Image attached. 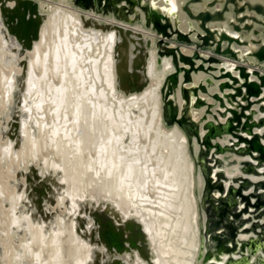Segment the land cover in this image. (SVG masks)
<instances>
[{
    "label": "bare ground",
    "instance_id": "6f19581e",
    "mask_svg": "<svg viewBox=\"0 0 264 264\" xmlns=\"http://www.w3.org/2000/svg\"><path fill=\"white\" fill-rule=\"evenodd\" d=\"M26 1L37 6L35 14L29 15L34 33L30 44L19 45L6 24H2L0 31V76L14 79L18 61L24 64L22 78L9 86L11 91L8 89L13 123L9 136L11 160L32 168L46 158L53 171L51 174L44 169L35 177L29 175L31 180L25 191L15 188L9 215L14 237L20 238L23 246V258L34 264L228 263L234 253L231 257L229 254L218 257L216 251L220 201L226 214L236 204L238 212L245 206L238 194H229L230 178L223 182L217 177L215 156L209 160L198 139H206L208 121L218 124L230 118L235 126L226 138L234 143L239 135L251 139L257 134L264 145V101L259 102L258 107L252 104L255 109L262 107L254 114L252 106L248 105L251 98L245 94L246 88L239 86L243 79L236 67L235 74L223 68L219 70L227 79L221 83L219 77L210 87L205 72L194 74L196 70L208 68L205 61L201 57L197 61L185 58L183 49L155 46L157 67L152 70L151 52H148L151 48L148 50L147 44L155 39L138 31L130 22L136 15L134 0H119L116 6L115 0H107L113 18L109 19L112 22H104L108 17L104 21L97 20L99 24L95 27L100 34L88 30L86 22L92 17L88 19L84 13L48 4L47 0ZM62 1L72 4L71 0ZM72 1L80 4L84 0ZM102 1L104 5L105 0ZM177 1L179 18L176 16L174 20L170 14L171 18L168 15L167 19L179 36L184 35L192 23L202 27L212 17L206 0ZM237 3L240 8L242 3ZM159 13L162 12L156 9L146 15L144 12V18L147 17L143 24L172 33L164 20L157 26ZM180 18L184 25L175 26ZM230 32L226 34L231 35ZM7 71L10 74L7 75ZM152 73L158 83L159 106L158 125L150 134L154 139L149 140L150 144L153 142L150 147L143 121V104L149 93H143V88L138 87L144 86ZM246 78L253 80L248 74ZM226 84L230 87H224ZM261 88L263 97L264 85ZM183 91L185 97L181 96ZM218 97L222 98V103ZM227 108H234L235 112ZM224 110L225 116L221 114ZM245 120L252 126L251 133L242 131ZM253 120H263V123L257 126L259 122L253 123ZM187 121L196 126L188 125ZM217 128L226 131L224 127ZM235 148L248 151V145L243 143ZM208 151L214 152V149ZM252 154L253 158L241 156V161L251 160L255 168L259 155ZM203 156H207L206 161L202 160ZM199 160L203 164H198ZM251 187L247 192L249 196ZM209 191L213 203L207 212L200 205L206 201ZM255 198L252 194L251 201L255 202ZM258 221L263 242V254L260 253L264 259V216L259 215ZM245 226L247 224L243 228ZM199 252L200 261L195 263Z\"/></svg>",
    "mask_w": 264,
    "mask_h": 264
},
{
    "label": "rangeland",
    "instance_id": "374dc122",
    "mask_svg": "<svg viewBox=\"0 0 264 264\" xmlns=\"http://www.w3.org/2000/svg\"><path fill=\"white\" fill-rule=\"evenodd\" d=\"M18 1L17 0H0V20H1L0 31H1L2 24H6L5 27L7 28L8 31L10 30V32H12L11 34L15 37V39L20 42L19 45L25 44V46H26V44L27 45L30 44V42L32 41L31 38L33 37V34H34L33 29H32L33 27L31 28V31H30L31 34L28 30L29 28L27 29L28 21L32 22V20L30 18L33 14H35V12H33V11H36L37 6L35 5L36 7H34V5L27 2L26 0H21V2H20V0H18ZM155 1L158 2V0H134V2H133V8L134 9L138 8V10L135 9L136 15H135V22L133 23L134 24L133 27H135L138 31L145 33L146 35L155 39V40H150V42H148L149 44H147L148 50L151 48V50L148 52L149 53L151 52L150 57H151V62L153 64H151V62H150V66H151L152 70L155 71V69L157 67L155 65L156 64V57H155L156 51L155 50L157 47H159V45H161V46L164 45V46L169 47V49H171V48L176 49L177 48V49L185 50L186 54L184 56H185V58H187L189 60L197 61V60H199L198 58L201 57L205 61V65L208 68L205 71L203 69L196 70L194 72V74L205 72V75L207 78V83L209 82L208 84H210V87H212L215 84V81L219 77L221 78L220 79L221 83H223L225 81V79H227V78H223V76H221V73L219 70H221L223 68V70L225 69V71H231L233 74H235L234 73L235 67L239 70L240 77L243 79L242 83H245V82L246 83H248V82L253 83V81H254L258 85L257 87H260V88L262 87V85H264V81H263L264 80V22H263L264 21V0H223L225 3L222 0H213V1L212 0H206V2L209 3V5L211 6L212 17H209L208 22H206L202 27H199L198 25L192 23V25L190 27H188V29L184 32V35H182V36H179L175 33V27L173 26V24L169 20L168 21L171 24H169L168 26L171 27L170 29L173 32L168 34V35H164V34L159 33L155 28H153L154 25L149 26V25H146V23H145V25L143 24L145 18L147 17V16H145V18H144L143 14H144V12H145L144 15H146V12H148V11L151 12L152 6H153V9H156L157 11H160L164 14L168 12V14H165V15L167 17L169 15V18H171L170 17L171 15H172V18H174V20H175L176 16H177V18H179L178 17L179 16V10H178L179 6L177 5L178 3H176L177 0H170V2H168L169 0L168 1L166 0V2H164L165 0H163V1L161 0L162 3H160V4L158 3V5L155 3ZM238 1L240 3H242V6L240 8L237 7V5H239L237 3ZM24 2H25V4L27 2V4L25 5ZM80 2H81L80 4H78V3L75 4L71 0L72 4H70L69 1L60 0V2H59V0H47L46 3H48V4L51 3V4H54V5H57L59 7L66 8V9L71 8L70 10H72L74 12L77 11L76 13H79V14L84 13V16L87 15L88 19H89V17L90 18L92 17L93 19L92 18L89 20L86 19V21L88 20L91 22V23L90 22L88 23V21L86 22L88 27L91 28V29L89 28L88 30H90L92 33L95 32L96 34H100V32H98V28H96L95 26H98V24H99L98 21L107 20V17H108V21H104V22H112L109 20L110 18H113L112 17L113 14L111 12L112 8H109V5H107V0H105L104 5H103V1H102V8L101 9L98 5V0H97V2L95 0H84V1H80ZM163 2L166 6L163 4ZM171 2H173V3H171ZM219 2H222V3H219ZM136 4H137V6H136ZM21 5H22V7H21ZM67 5H70V6H67ZM162 6L164 7V9L165 8L166 9L163 10ZM31 7L35 8V9H31ZM167 7L169 10L167 9ZM25 8H27V9H25ZM161 9H162V11H161ZM7 10H9L10 12L7 13ZM27 13H29V14L27 15ZM248 13H249V17H248ZM255 13H256V15H258L257 17H255V15H251V14H255ZM30 14H31V16L29 17ZM27 16H28V18H26ZM87 16H86V18H87ZM100 16H102L103 18H101ZM141 16L143 18H141ZM239 16H241V17H239ZM248 19H250L251 22ZM92 20H94V22ZM230 20L231 21L234 20L233 21L234 23L229 22ZM215 21H217V22H215ZM95 22H96V24L94 25ZM175 22H176L175 26L184 25L183 18L181 20L178 19ZM236 22H237V25H236ZM247 22H249V23H247ZM89 24H92V25H89ZM136 24H138V25H136ZM218 24H219V26H218ZM214 25L215 26L217 25V26L215 27ZM242 25H244V27ZM247 25L250 28L247 27ZM31 26H33V25L31 24ZM259 26H261L262 29ZM138 27L139 28L142 27V29H144V30L138 29ZM226 27H227V30H225ZM228 27H231L230 30H228ZM216 29H218L219 31ZM220 29L221 30L224 29V30L221 31ZM232 29H233V31H232ZM176 30L179 31L180 29L176 27ZM244 30H246L247 32L244 33ZM229 31H231L230 34L232 36L229 34H228L229 35L228 36L226 34V33H229ZM260 31L263 33H261ZM219 32H221V33H219ZM233 32H234V34H233ZM215 35H217L218 37H216ZM237 35H239V36H237ZM236 37H238V38H236ZM258 39H260V40H258ZM256 40H257V42H256ZM155 46H157V47H155ZM234 46H236V47L234 48ZM252 47H254V48H252ZM20 62L21 61L19 60L17 63V66H16L17 68H15L17 71H15V69H14V71L16 72L15 74H17V76H15L14 79L9 78V77L2 78L3 76H0V264H26L27 262H28L27 264H31V263L34 264L33 261L23 258L22 250H21L23 248V246H21V241H19L20 238L18 239L17 237H14L15 235L13 233V229L11 228V221H10V215H9L10 211L9 210H11V208H12L11 202L12 201L14 202L13 198H14L15 188H16V191H21V190L25 191L24 189H27V187L29 185V184H27V182L29 183V180H31V177L37 176L38 173L39 172L41 173V171H43L44 169H46L44 171H47V169H48V172L51 174H52V172H50V171H53V168H51V169L49 168V167H52V165L50 164L49 161H46V158L44 160H41V162L38 163L37 165H34L33 166L34 170H33V167L31 168L29 166L25 167V166H20L18 164H14L13 160H11L12 159V149H11V147H9V145H10L9 143L11 142L10 141L11 137H9V136L12 135L13 123H12V116H11L12 114L10 112L11 111L10 110V107H11L10 92H8V89H10V87H9L10 85L18 82V80H20V78H22V76H23L22 66H24V64L21 65L22 62L21 63ZM217 63L222 64L223 66L218 65ZM153 65H155V66H153ZM18 67H19V69H18ZM5 73L7 75L10 74L9 71H7ZM21 74H22V76H21ZM207 74H209V75H207ZM246 74H248V77L250 75L253 80L248 81V78H246ZM254 76H258V77L254 78ZM259 77H261L262 79L259 80ZM1 79H4L5 81L4 80L2 81ZM154 82H155V84H154ZM177 82H178V80H177ZM156 83H157L156 78H155L154 74L152 73L148 79V82L145 83L144 86L141 85L138 87V88H140V87L143 88L142 89L143 93H145V94L149 93V95L146 96V97H148V99L145 98V102L143 104L145 106V108L143 106V108H144V110H143V121H144V123L148 129V141H146V142H148V145H150V147L152 146V144H153L152 141L154 140L152 138L153 134L152 135H150V134L152 133V131L156 130V127L158 125L157 111H158V106H159V103H158L159 97H158V94L156 91L158 88V83L157 84ZM149 84H151V85H149ZM175 85H176V83H175ZM247 85H249V84H247ZM247 85L244 84L241 87L246 88L245 94L249 95V99L251 98V101L249 100L250 103L248 102V105L252 106V104H255L257 106V104H259V102L261 103L262 101H264V99H263L264 95H263V97L260 96V94L263 92L262 88L260 89L259 93L255 95V93H254L255 91H251L250 86L247 87ZM145 86H147L146 88L148 90L147 89L144 90ZM155 86H157V87H155ZM224 87L229 88L230 86L228 84H226ZM10 91H11V89H10ZM154 96H156V98H154ZM181 96L185 97L184 91L181 92ZM8 99H9V101H8ZM155 103L158 105L156 106ZM255 105H253V106L255 107ZM253 106L251 107V109H252L251 111L254 114H256V112H259L262 108L261 106L259 108H257L258 107L257 106L255 109V108H253ZM152 110H154L155 113H153ZM247 110H248V108L245 109L243 112H246ZM148 113H150V114L148 115ZM252 115L253 114H251V116ZM148 116H152V117L155 116V118L151 119V117H148ZM247 116L250 120V114H248ZM145 119H148L149 123H147V120L145 121ZM153 119H155V120H153ZM156 121H157V123H156ZM153 122H154V124H152ZM258 122H259L258 120L257 121L253 120V123H258ZM47 127H48V125H47ZM235 132H237V131H235ZM149 135H150L151 139L149 138ZM226 135H230L229 131L228 132L222 131L220 133H216L211 138L212 139L211 143H213L214 145L218 144V147L213 146L212 148L214 149L215 153L219 154V156H216L214 154V152H212V151H207L208 159L210 160L212 158V156H215V166H218L217 167L218 171L216 174L219 175V178H221L223 180V182L227 181L230 178V183H229L230 186H234V184H237L236 188L239 189L238 190L239 193H237V194L240 197V202L242 203V205L244 203L243 206H245V207L238 209V210H240L238 212L237 211L238 204H236L233 207V209L228 211V213L226 214L224 212V209L222 208V201H220V207L218 208V212H217L218 216L220 215V221L218 222L219 229H220V232H219L220 237L218 238V247L216 248V251L218 254L217 256L219 257V255H222V254L223 255L229 254L231 257V255H232L231 253H234V255H232V258L228 261V263L225 262V264H264V259H263V255H262L263 254V242H262L261 234L259 232L260 222L258 221L259 215L264 216V206L261 203H259L258 198H257V195L259 193H263L264 187L258 186L257 190L254 189L255 183L259 184V182L264 180V178H263L264 177V166L262 164V163H264V161L259 160L262 153L259 152L258 149H254L252 146H249V144L247 142H245V140L239 139V137H238V138H235V141L233 143L230 138H226ZM244 137H246V136H244ZM259 138H260V136H259ZM149 140H152V141H150L151 144L149 143ZM220 141L223 143L224 146H222ZM260 142H261V140H260ZM231 143H233V144L231 145ZM241 143L248 145V151L247 150H241V148L240 149L235 148L238 145H240ZM252 152H257L259 155L258 163L256 164L255 168H254V163H252L251 160H245L244 162L241 161L242 160L241 156L244 157L245 155H249L250 157L253 158ZM8 156H10L9 159H8ZM4 158H7L8 160L4 159ZM205 158H206V156H203L202 160H205ZM192 160H193V158H192ZM206 160H207V158H206ZM10 161H12V162H10ZM4 162L6 165L4 164ZM246 163H250V165L248 166V165H246ZM198 164H203V163L200 162V160H199ZM209 164L212 165V163H210V162H209ZM2 165L5 167L6 166H8V167L3 168ZM49 165H51V166H49ZM260 169H262V170H260ZM255 171H258V173H260V171H262L263 173L255 174ZM232 173H233V175H232ZM29 175H31V177ZM249 175H253L252 178L253 177L254 178L250 179V177H248ZM258 176H260V178ZM244 179H249L254 184H250L249 186L244 187L242 185ZM253 180H254V182H253ZM17 187H19V190ZM201 187L204 188V184L199 187L200 190H201ZM250 187L252 190H251L250 196H249V195H247V192L250 190L249 189ZM217 190H218V188H217ZM222 191H223V189H221V187H220L219 193H221ZM243 191L245 193H243ZM241 193L243 195L247 196V200L241 198ZM252 194L256 196L255 202L251 201V195ZM12 206H13V204H12ZM233 211H234V213H233ZM231 216L233 219L231 218ZM224 220L227 222V224L224 223L225 222ZM246 224H247V226H245V228H243V226ZM221 227H222V229L227 230V232L224 230L222 231ZM239 228H240V230H239ZM239 234H241V236ZM256 235H257V238H256ZM240 237H242L241 240H240ZM231 240L234 241V243H235L234 245H231L232 244ZM226 244H228V245L230 244L231 248L226 247ZM201 245L205 246L206 243H204V244L201 243ZM235 254L237 255V257L235 256ZM21 256H22V258H21ZM200 257H201V255L199 252L196 256L195 263L200 261ZM220 257H222V256H220ZM68 260H69V258H68Z\"/></svg>",
    "mask_w": 264,
    "mask_h": 264
},
{
    "label": "water",
    "instance_id": "95a60500",
    "mask_svg": "<svg viewBox=\"0 0 264 264\" xmlns=\"http://www.w3.org/2000/svg\"><path fill=\"white\" fill-rule=\"evenodd\" d=\"M119 0H115V2H114V4H115V6H116V4H119ZM98 5H99V7H100V9L102 8V0H98ZM151 10L152 11H155V9H153V8H151ZM8 12H10L9 10H7V13ZM158 17L160 18V20H158V23H157V26H158V24H160V21L161 20H164L165 21V23H166V25H169V24H171L169 21H168V17L165 15V14H163V13H159L158 14ZM130 22H135V19L133 20V21H130ZM31 22L30 21H28V27H27V29L29 30V32L31 31V28H32V26H31ZM146 25H149L148 23H146ZM35 28H37V27H35ZM153 28H155L159 33L161 32H163V31H160L159 30V28L158 27H153ZM164 29V28H163ZM162 29V30H163ZM13 30V29H12ZM38 31V30H37ZM30 34H31V32H30ZM163 34L164 35H168V34H166V32H163ZM34 35V34H33ZM32 39V38H31ZM246 83V82H245ZM245 83H240V87L242 86V85H244ZM246 84H249V85H247V87H249L250 86V88H251V91H255L254 93H255V95L256 94H258L259 93V91H260V87H257L258 85H257V83L256 82H254L253 81V83L251 82H248V83H246ZM165 96H166V94H165ZM218 99L220 100V102L222 103V98L221 97H218ZM227 110H229L231 113H234L235 112V109L234 108H227ZM221 114L223 115V116H225L226 115V111L224 110V112H221ZM248 117V116H247ZM216 120V119H215ZM165 122L167 123L168 121H167V119H165ZM180 123V122H179ZM187 123H188V125H190V126H192V127H195L196 125L194 124V123H192V122H190V121H187ZM263 123V120H260L259 121V123L257 124V126H260L261 124ZM182 124V126L183 127H186L185 126V124H183L182 122L180 123V125ZM207 126H208V128H209V131H208V135L206 136V139H198V143H199V145L200 146H202V149H203V151H204V154L205 155H207V151L209 150V149H211L213 146H216V147H218V144H213V143H211V138L216 134V133H220V132H222V130H219L217 127H220V128H225L224 130H226V132H228L229 131V133H230V130L232 131L233 129H234V126H235V124H232L231 123V120H230V118H227L226 119V121H225V123H216L215 121H208V123H205V127L207 128ZM190 128V127H189ZM242 131L243 132H245L246 131V133H251L252 132V126L251 125H249V122L248 121H246L245 120V123L242 125ZM224 132V131H223ZM232 133H235V131H233ZM239 137V139H243V140H245V142H247L248 144H249V146H252L254 149H258L259 150V152H261L262 153V155H261V157H260V159L259 160H262V161H264V145L263 144H261V142H260V138H259V135H257V134H255L254 136H252L251 137V139H249L248 137H244L243 135H239L238 136ZM264 137V136H263ZM201 149V150H202ZM251 154V153H250ZM207 157V156H206ZM205 161H206V158H205ZM219 162V161H218ZM246 165H250V163H246ZM206 166H207V168H208V170H211L210 169V165H208V164H206ZM255 174H260V173H258V171H255ZM217 175V177H219V175L218 174H216ZM225 178V177H224ZM250 184H254V183H252V181L251 180H249V179H244L243 180V183H242V185L244 186V187H247V186H249ZM258 186H261V187H264V180L263 181H261V182H259V184H256L255 183V186H254V189L255 190H257V187ZM229 194H237V193H239V189L238 188H236V187H234V186H230L229 187ZM211 191H209V193H208V196H207V199H206V201L205 202H201V207L200 208H205V210L208 212V208L212 205V203H213V199H212V197H211ZM241 198H243V199H246L247 200V196H245V195H243V194H241ZM257 198H258V201H259V203H261L263 206H264V191H263V193H259L258 195H257ZM205 204H207L206 206H205ZM237 215V214H236ZM207 218L208 219H210L209 218V216H207ZM225 223V222H224ZM209 229V228H208ZM207 229V230H208ZM206 230V231H207ZM220 237V236H219ZM231 243H232V245H234L235 243H234V241L233 240H231ZM229 248H231V245H227ZM209 252H211V251H209Z\"/></svg>",
    "mask_w": 264,
    "mask_h": 264
}]
</instances>
